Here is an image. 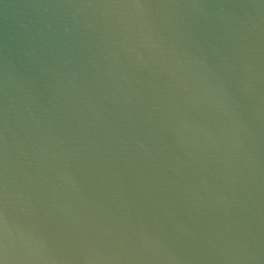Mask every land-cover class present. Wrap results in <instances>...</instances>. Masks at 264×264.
Instances as JSON below:
<instances>
[{"label":"water","instance_id":"95a60500","mask_svg":"<svg viewBox=\"0 0 264 264\" xmlns=\"http://www.w3.org/2000/svg\"><path fill=\"white\" fill-rule=\"evenodd\" d=\"M0 264H264V0H0Z\"/></svg>","mask_w":264,"mask_h":264}]
</instances>
